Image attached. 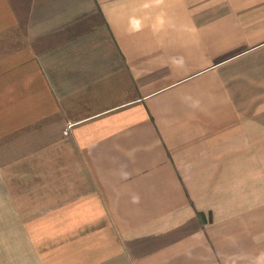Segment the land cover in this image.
I'll list each match as a JSON object with an SVG mask.
<instances>
[{
	"label": "crops",
	"instance_id": "0c3cea01",
	"mask_svg": "<svg viewBox=\"0 0 264 264\" xmlns=\"http://www.w3.org/2000/svg\"><path fill=\"white\" fill-rule=\"evenodd\" d=\"M0 264H264V0H0Z\"/></svg>",
	"mask_w": 264,
	"mask_h": 264
},
{
	"label": "clouds",
	"instance_id": "9594fccd",
	"mask_svg": "<svg viewBox=\"0 0 264 264\" xmlns=\"http://www.w3.org/2000/svg\"><path fill=\"white\" fill-rule=\"evenodd\" d=\"M161 22H163V21L161 20Z\"/></svg>",
	"mask_w": 264,
	"mask_h": 264
}]
</instances>
